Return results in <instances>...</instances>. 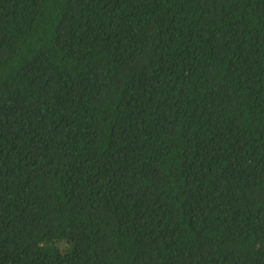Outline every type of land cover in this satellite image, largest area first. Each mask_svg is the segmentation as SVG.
<instances>
[{
  "label": "trees",
  "instance_id": "1",
  "mask_svg": "<svg viewBox=\"0 0 264 264\" xmlns=\"http://www.w3.org/2000/svg\"><path fill=\"white\" fill-rule=\"evenodd\" d=\"M0 264H264V0H0Z\"/></svg>",
  "mask_w": 264,
  "mask_h": 264
}]
</instances>
